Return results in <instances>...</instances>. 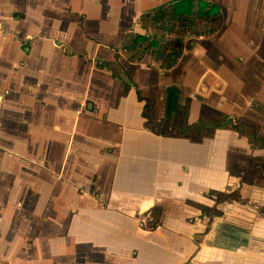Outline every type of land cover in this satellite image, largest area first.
Here are the masks:
<instances>
[{
    "label": "crops",
    "instance_id": "obj_1",
    "mask_svg": "<svg viewBox=\"0 0 264 264\" xmlns=\"http://www.w3.org/2000/svg\"><path fill=\"white\" fill-rule=\"evenodd\" d=\"M176 1L0 0V264H264V171L238 164L249 184L225 168L193 172L192 162L185 173L177 159H191L193 144L148 130L173 117L183 95L193 100L184 62L193 41L182 39L177 62L163 66L161 40L182 21L141 20ZM210 1L220 23L198 37L210 39L200 47L217 70L199 90L221 95L206 97L211 108L264 124L251 113L264 111V0ZM139 34L147 39L136 43ZM127 76L135 88L123 87ZM137 91L151 104L147 118ZM200 111L189 108L185 124ZM254 152L264 162V148ZM231 181L234 197L204 203L226 200L220 216L168 214L165 189L230 193ZM154 205L161 222L144 228L137 216Z\"/></svg>",
    "mask_w": 264,
    "mask_h": 264
},
{
    "label": "rangeland",
    "instance_id": "obj_2",
    "mask_svg": "<svg viewBox=\"0 0 264 264\" xmlns=\"http://www.w3.org/2000/svg\"><path fill=\"white\" fill-rule=\"evenodd\" d=\"M148 18H150V15L146 16L143 20L149 21ZM169 23L171 22L169 21ZM219 23L220 21L218 17L205 19L203 17H197L195 14H193L192 19H188L186 22L182 21L180 24L176 23V28L172 30L173 33L171 35L169 32L167 33V35H165L164 33L165 40L163 39L161 40L162 46L164 47L163 49L164 54L165 52L168 51V48H171V46L173 45L176 39L184 40V38H186L185 42L193 41V46L197 47L196 50L194 49L195 47L193 48V57H189V59L184 60L187 66L188 65L193 66V96H192L193 100H191L188 96L183 95L181 98V102L178 105L179 106L178 112L173 117L170 116L169 120L162 121L160 123L149 121L150 122L149 127L151 128V130L150 129L148 130L151 133L162 132L163 133L162 135L165 138L164 140L167 139L170 140L171 138H176L175 136H181V137H185V139L188 142L193 144V156L191 159H189L188 157H183L180 160L177 159L180 162L177 168L179 169V166L183 165L182 169L184 170L185 173L189 172L188 170L190 169L189 162L193 163V172H195L194 169L196 167L197 168L199 167L200 168L198 169L199 172L212 171L215 176H219L220 174H222L223 168H225V171L230 173L231 169L238 168V164L241 166H247L246 168H248V166L251 167L253 166L257 168L259 167L260 169L259 172H261L264 171L263 159L253 158V157L257 154L256 152H254L256 147L262 149L264 148L263 123H259L254 119H250L251 122L253 123L243 122V120H241L236 115H234V117L231 116L230 117L233 120H235V124L238 125L240 123L241 128L238 131L232 129L231 127L217 128V129L233 130L230 132L227 131L226 133H220L219 131H216L217 129L212 130L211 132V130H203L204 128L200 129L197 127V128H192V130H190L187 133L181 130L180 128V126L185 124V121L187 119V111L189 110V108L193 110V115L194 114L197 115L198 109L201 108L202 111L206 113V115L203 116L202 120H207L205 118H209L208 113H210V110L212 109L213 111L215 110L214 115L218 116L219 109L211 108L213 107V105L211 106L209 105L210 106L209 107L207 104L208 100H206V97H209V100L211 101L212 104H217L221 101V97H220L221 95H218V93L215 91H211V92L209 91L208 95L205 96L203 93L200 92L198 87L200 82L206 84L207 88L211 86L213 83L212 79L204 80V77L207 74L206 71H209V69L212 67H214V69L217 70V66H215L214 62L212 61L209 62V60H206L207 58L205 57V52H203V50L200 47V43H201L200 40L209 41L210 39L199 40L198 36L209 35V33L210 34L213 33L212 30L213 27L218 25ZM171 24L174 25L173 23ZM157 37L159 36L157 35ZM181 45L185 47L184 42ZM188 47L190 46L188 45ZM140 52L141 50L138 49V52H134L133 56L134 57L138 56ZM162 54L163 53H161L160 55ZM157 65H159L158 62H156L155 66ZM261 66L264 68V64H262ZM262 67H260V70L264 72V69ZM184 68L187 69L188 67L187 68L184 67L183 63L180 66H178V70H182ZM219 69H220L219 71H221V68ZM202 75L203 78L199 79V77H201ZM260 101L264 102V98H262V100L260 99ZM251 113L257 116L258 119L264 121V111L261 112L254 110ZM235 114H237V112ZM242 137L248 140L242 139ZM260 154L264 157V152H261ZM165 159L167 160L168 158L165 157ZM177 160L175 162H178ZM251 176L252 175H249L250 178ZM232 182L233 181L227 184L228 187L225 186L224 188L225 191L230 192L232 190L231 188V186L233 185ZM259 183L264 186V182H259ZM165 190H166L165 195H168V197L165 198L166 199L171 198L170 201L167 200L169 206L168 214L174 215L175 213H177V215H183V217L189 219L190 217L196 215L202 218L205 217V215H213V214L216 216H220L222 214V212L220 213V206L222 203L227 202L226 200L225 202L215 203L213 205L212 210L208 209L207 206L204 205V203L206 202L209 203L210 200L221 201L225 199L227 195H231V192L225 193L224 191H220L218 189H210V190L203 189L201 192L197 193L196 197L193 196L194 195L193 191L188 190L186 191L187 193L186 195L192 197H186L184 192L183 194L177 192L178 194H180L178 196L176 192H172L170 189H165ZM190 212H193L192 213L193 215H190L191 214ZM162 216H163V212L161 214V217ZM137 218L139 219V224L144 228L155 227L157 224H160L161 222V219L159 220V223L154 222L153 215L151 214L150 209L146 213L138 214Z\"/></svg>",
    "mask_w": 264,
    "mask_h": 264
},
{
    "label": "trees",
    "instance_id": "obj_3",
    "mask_svg": "<svg viewBox=\"0 0 264 264\" xmlns=\"http://www.w3.org/2000/svg\"><path fill=\"white\" fill-rule=\"evenodd\" d=\"M170 6L171 9H168V6H160L149 13H145L141 16V20H143L146 16H149L151 13L153 14L152 15L153 22H158L159 20H160L159 22H164L162 20H165L167 17L168 20L169 17L170 18L172 17L173 19L186 22L188 19L193 18V14H195L197 17L210 19L213 17H217L221 12L220 6L217 3H214L210 0H177L174 3H170ZM146 39L147 37L144 34H139L135 36L134 42L139 43L141 40H146ZM149 39H150L149 40L150 46L158 45L157 41H155L154 38H151V35L149 36ZM182 43H183L182 39H176L173 45L171 46V48H168V51L165 54L166 57L163 64L165 68H169L177 62V59L181 56L184 49L183 45H181ZM104 64L106 66H109L108 63H104ZM121 81L125 89H128L130 87L135 88V84L132 83L131 78H129L128 76L123 80L121 78ZM137 94H138L137 95L138 99L144 101L143 116L147 118L151 104H149L148 99H145L140 96L139 91H137ZM214 111L213 109L210 110V113H208L209 118H205L207 120H202L203 116L206 115V113L203 112L201 109L198 121L191 125L184 124L180 126L181 130L188 133L190 130H192V128H197V127L200 129L204 128L203 130H211V132L212 130H215L217 128L231 127L236 131H238L241 128L240 123L238 125L235 124V120H233L230 116L220 112H218V116H216L214 115ZM160 133L163 134L162 132ZM257 169L260 171L259 167ZM248 172L250 173V171ZM230 173L231 175L240 177L242 182L248 184L252 183V178L248 176L246 171L244 172L243 170H239V168H233L230 170ZM232 197H234V194L227 195L226 199H230ZM150 212L153 215L154 222L159 223V220L161 219V214L163 212V208L161 206L154 205L150 208Z\"/></svg>",
    "mask_w": 264,
    "mask_h": 264
},
{
    "label": "flooded vegetation",
    "instance_id": "obj_4",
    "mask_svg": "<svg viewBox=\"0 0 264 264\" xmlns=\"http://www.w3.org/2000/svg\"><path fill=\"white\" fill-rule=\"evenodd\" d=\"M229 116V115H228Z\"/></svg>",
    "mask_w": 264,
    "mask_h": 264
}]
</instances>
